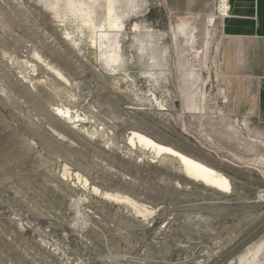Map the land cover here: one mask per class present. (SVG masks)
Listing matches in <instances>:
<instances>
[{
    "label": "rangeland",
    "instance_id": "obj_1",
    "mask_svg": "<svg viewBox=\"0 0 264 264\" xmlns=\"http://www.w3.org/2000/svg\"><path fill=\"white\" fill-rule=\"evenodd\" d=\"M128 1L107 64L67 0H0V264H264V123L223 107L220 1ZM132 130L212 163L232 192L126 143Z\"/></svg>",
    "mask_w": 264,
    "mask_h": 264
},
{
    "label": "crops",
    "instance_id": "obj_2",
    "mask_svg": "<svg viewBox=\"0 0 264 264\" xmlns=\"http://www.w3.org/2000/svg\"><path fill=\"white\" fill-rule=\"evenodd\" d=\"M218 84L231 115L264 123V0H219ZM203 8L210 0H196Z\"/></svg>",
    "mask_w": 264,
    "mask_h": 264
},
{
    "label": "bare ground",
    "instance_id": "obj_3",
    "mask_svg": "<svg viewBox=\"0 0 264 264\" xmlns=\"http://www.w3.org/2000/svg\"><path fill=\"white\" fill-rule=\"evenodd\" d=\"M67 1L69 2L68 3L69 11L74 12L72 14H74V16L76 15L77 18L79 17V19L82 17L83 20L82 19L81 20L90 27L89 30H91L93 33V36H91L93 44L96 45L97 39L101 40L102 42L106 41L107 43H109L107 44L109 45V49L105 53V60L107 64H112V63L116 64V62L120 59V53H119L120 47H119L118 37L122 29L124 28L125 21L128 19L127 18L128 16L126 15L125 11L128 8L131 9L128 6L129 1L128 0H95L101 2V5H103V7L105 8V12L103 11L104 14H102L103 17L101 18L96 17L97 19H99V23L95 22L96 11L94 10V7L91 4L87 3L88 1L87 2L83 0H67ZM76 1L78 2L80 1V2L78 3ZM124 3L126 5L125 10L122 8V5ZM48 6L54 11V14L58 17L60 14L57 9L58 5L56 3H52L51 5ZM58 74L61 75L60 73ZM58 109L59 112L61 113V116H63V118L73 120V122L78 120L77 118L80 116L77 114V116L74 117V113L72 112L71 108L67 106ZM126 143L135 145L136 147L143 146L147 148L149 151H151L153 154H155L156 156L164 155L166 158L177 161L180 167L182 168L184 177L187 180L199 182L204 187L213 189L214 191L220 193L232 192L231 182L228 176L220 168L216 167L212 163L192 153L186 152L172 145H167L158 142L154 138L152 139L150 136H148V134L139 130L130 131L129 136H127ZM75 177L77 180L82 181L85 185L88 184L87 179L83 178L80 174L75 173ZM92 189L93 191L98 192V189L96 187L93 186ZM105 195L107 196V194ZM108 197H112L116 201H124L132 205L133 208L138 213H144V214L150 213V210L147 209L145 206L138 205L135 201H133L131 198L127 196H121L118 194L115 195L108 194ZM196 222L201 223V226L206 228L209 225L208 219L203 217H199ZM83 260L85 264H90L89 259L87 257L86 258L84 257Z\"/></svg>",
    "mask_w": 264,
    "mask_h": 264
}]
</instances>
